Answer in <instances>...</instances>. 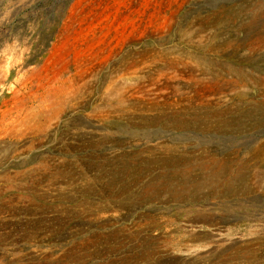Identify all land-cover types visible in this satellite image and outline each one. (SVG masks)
<instances>
[{"label":"rangeland","instance_id":"374dc122","mask_svg":"<svg viewBox=\"0 0 264 264\" xmlns=\"http://www.w3.org/2000/svg\"><path fill=\"white\" fill-rule=\"evenodd\" d=\"M0 264H264V0H0Z\"/></svg>","mask_w":264,"mask_h":264},{"label":"bare ground","instance_id":"6f19581e","mask_svg":"<svg viewBox=\"0 0 264 264\" xmlns=\"http://www.w3.org/2000/svg\"><path fill=\"white\" fill-rule=\"evenodd\" d=\"M248 244V243H247ZM250 247V246H249ZM246 263V262H245Z\"/></svg>","mask_w":264,"mask_h":264}]
</instances>
